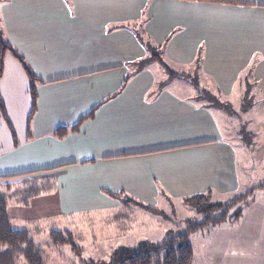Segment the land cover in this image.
<instances>
[{
  "label": "crops",
  "instance_id": "1",
  "mask_svg": "<svg viewBox=\"0 0 264 264\" xmlns=\"http://www.w3.org/2000/svg\"><path fill=\"white\" fill-rule=\"evenodd\" d=\"M247 1L0 0L5 40L40 79L29 117V79L5 54L0 194L11 223L46 214L129 219L122 198L160 209L209 189L217 196L237 192L248 168L213 110L184 93L189 78L168 79L156 60L136 71L132 63L148 55L138 28L171 68L194 66L222 97L234 94L251 65L264 92V0ZM92 108L77 131L53 136ZM48 178L51 205L39 201ZM188 241L192 264H264V199L251 200L237 221L191 232Z\"/></svg>",
  "mask_w": 264,
  "mask_h": 264
},
{
  "label": "rangeland",
  "instance_id": "2",
  "mask_svg": "<svg viewBox=\"0 0 264 264\" xmlns=\"http://www.w3.org/2000/svg\"><path fill=\"white\" fill-rule=\"evenodd\" d=\"M173 68L180 72L184 71L187 75L190 73L192 77L197 75L200 87L217 95L213 81L199 73L194 66ZM185 87L184 93L189 96L202 94L200 87L196 89L193 84L186 83ZM244 89L243 85H238L229 98L218 95L229 107L227 110L212 107V110L224 137L235 144L239 164L242 167L247 166L248 173L240 174L242 177L240 187L233 195L217 196L212 192L208 196L209 202L225 203L249 190L251 192L246 202L264 199V92L254 86L249 95H243ZM48 181L49 183L41 186L42 190L46 191L39 200L41 203L50 204L54 199L51 195L54 193V185L49 178ZM244 200L232 207L229 213L243 206ZM157 207L161 209V214L142 210L131 203L129 212L132 214L129 219L116 220L113 216L112 219L107 213V215L75 214L58 220V216L46 214L33 219L32 223L21 224L13 221L12 224L29 231L35 244L44 252L46 264H87L88 261H94L93 264H104L109 261L112 251L118 246L136 245L145 240L157 242L184 231L190 222L202 220V216L185 203L175 206L161 203ZM219 213L220 210L215 211L214 215ZM207 226L209 228L212 225ZM53 229L72 231L80 254L72 252L68 245H52L48 233ZM18 263L25 264L22 258Z\"/></svg>",
  "mask_w": 264,
  "mask_h": 264
},
{
  "label": "trees",
  "instance_id": "3",
  "mask_svg": "<svg viewBox=\"0 0 264 264\" xmlns=\"http://www.w3.org/2000/svg\"><path fill=\"white\" fill-rule=\"evenodd\" d=\"M214 2H222L229 4L247 5L250 1L247 0H206ZM138 40L143 44L148 55L132 63L135 66L134 71L143 68L148 61L156 60L166 71L168 79L174 77L189 78L190 82L196 89L200 87L198 76L187 75L184 72H179L171 68V66L161 57L158 48L154 45L148 35L141 29H135ZM7 52L12 53L20 62L29 79V94L31 97V109L29 117L35 112L37 107V83L40 79L32 71L25 58L4 38V33L0 28V79L3 75L4 57ZM197 57V62H199ZM131 73L124 78L123 85L126 84ZM252 65L248 67L239 76L238 85L244 86L243 95H249L255 83L252 80ZM202 94L195 96V99L205 101L204 106L211 108L216 107L226 109L229 107L225 100H220V91L216 89V96L209 93L203 88ZM219 95V97H218ZM4 109L3 99L0 95V112ZM95 108L83 115L78 122L72 127H57L53 130V136L63 138L69 131H77L81 122L85 119L93 117ZM251 190L244 194L238 195L225 203L209 202L208 196L212 193L209 189L205 193H199L184 198V203L194 208L198 214L202 216V220L190 222L188 227L182 231L172 234L157 242L149 240L141 241L136 245H121L116 247L110 256L107 263L104 264H192L193 250L188 241L191 232L198 230L207 225H219L224 222L237 221L243 214L244 208L249 202L246 198ZM113 197H120L121 193L109 192ZM245 199V200H244ZM244 200V205L237 207L233 213H229L230 209L237 203ZM131 203H134L138 208L150 211L155 214H161L162 211L155 207L146 205L132 198H122L121 204L124 209L130 208ZM246 203V204H245ZM220 210L218 215H214L215 211ZM49 241L54 246L68 245L72 252L80 254V248L76 243L75 235L70 230H50ZM22 258L25 264H46L45 254L35 244L31 238L29 231L25 228L14 227L7 214V203L4 195L0 194V264H19L18 260ZM87 264H93L94 261H88Z\"/></svg>",
  "mask_w": 264,
  "mask_h": 264
}]
</instances>
